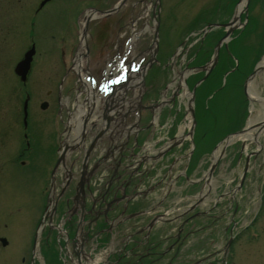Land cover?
Instances as JSON below:
<instances>
[{"label":"rangeland","instance_id":"obj_1","mask_svg":"<svg viewBox=\"0 0 264 264\" xmlns=\"http://www.w3.org/2000/svg\"><path fill=\"white\" fill-rule=\"evenodd\" d=\"M114 1L109 0L108 4H112ZM153 1L149 0L150 3ZM238 1L158 0L159 36L156 55L158 54L161 57V61L158 63L152 81L149 80V75L148 78L145 77V82L142 85H147L145 87L148 89L151 85H156L158 89L166 85L173 74L174 68L181 69L185 58V55L181 53L184 51L187 55L184 47L187 46L189 41L197 39L201 35V29L208 24V21H227ZM35 2L36 0H22L21 5L12 9V0H3L5 8L0 10V187H4L3 192H1L4 195L1 203L8 208L12 202H15L24 212V214H21L8 211L6 218L0 212V223L6 222L7 219H24L27 231L31 230L33 220L39 214L43 201L45 190L43 186L47 183L48 166L46 164L52 160L50 154L51 133L48 125L51 124L52 118L58 115L60 108L59 103L55 104L58 89H55L54 86H56L64 69L58 53L55 52V42L63 37L64 27L67 34L65 41L67 43L69 40L71 41L72 24L77 7L75 5H80L76 1L69 4L67 0H61L62 5L59 7L61 3L54 1L47 3L34 14ZM247 6L246 15L243 16L245 20L243 23L244 28L239 34V38L229 45V48L236 52L240 58L238 66L234 68L235 73L232 84L239 79V76L241 78L244 71L250 68L255 55L259 53L262 46L264 47V0H248ZM132 8L126 6L124 13H120L118 27H124L131 16L130 11H133ZM243 13H241L240 20H242ZM30 34H32L30 36L31 41L33 40L37 45L39 57L35 55L33 68L26 78L27 82L22 84L14 75L13 66L22 50L27 46ZM46 37H50L53 42ZM151 38V31H148L143 42L149 44ZM176 50L180 54L172 58L173 63H175L172 66L171 57ZM100 58H103V56ZM55 59L58 60V64H54ZM217 59V66L214 67L215 71H212L209 76H217L216 71L220 65L222 68H228V65L232 64V57L227 56L222 49L218 53ZM255 82L260 96L264 97V73L262 71L256 74ZM69 87L70 81L67 80L63 88L64 94L67 93ZM26 88L29 91L26 116L27 131L31 135L32 140L30 139V142L38 158L36 159L33 155L29 164L18 166L13 160L19 142L18 132L19 134L22 132V123H20L21 99L24 97L22 91ZM49 88L52 89L51 92L48 91ZM207 90L208 88L203 89L202 93ZM42 100L46 101L44 108L39 107ZM219 100L222 105V111H219V118H221L225 116L227 110L231 107L234 95L223 92ZM185 101L186 97L179 103L177 111L179 117L185 111ZM249 108L246 119L248 117H260L264 110L260 102H254L253 108ZM177 115L175 121H177ZM48 139L49 149L46 148ZM214 146L210 150L207 149L200 157L197 165L202 164L196 176H189L191 180L188 176L179 172L185 167L187 159L181 158L180 162H176L171 168L173 175L177 173L170 179L169 185H172V188H166L157 182L152 191L153 195L147 199V203L143 207H139L137 210L147 209L150 212L156 211L159 213L169 209V213L165 214L164 219L157 222L160 223V226L156 229V232H163L164 237L170 235L166 234L168 232L173 236L174 233L179 232V237L174 244L164 239L161 249L165 252L168 249L169 252L166 254L164 252L160 260L161 264H166L169 258L174 260V264H220V256L230 235V228L233 234L230 244L233 250L230 258L231 264H264V202L261 197L264 190V135L259 138V145L253 140H244L239 137L228 143L219 154L212 174L208 177L207 168L212 161ZM246 155L249 168L240 184ZM33 160H36L34 166L28 167ZM161 172H164V170ZM204 184H207L203 189L204 196L199 198L196 205L192 204L197 199L198 192ZM238 184L240 185L237 186ZM54 190L55 198H57V194L60 193L58 184ZM185 190H188L189 196H185ZM58 198L56 203L62 205L61 197ZM5 201L10 203L7 205ZM38 204L39 207L37 208ZM60 210L65 212L64 209L59 208ZM105 211L112 214V211ZM195 211H200L202 214L191 217V214ZM65 214L68 215V213ZM254 216H256L255 221L245 228ZM148 217H141V215L136 214L133 217L131 216L126 224L119 225L118 223V226L112 227L111 230H117H115V238L111 243L108 237L109 233L103 236V232L100 231L98 237L101 241L98 240L97 236L89 238L82 242L84 247L82 250H89L91 255L98 254V249L102 250L103 260L97 264L107 263L104 259H113L117 252L115 250L119 247L117 243L124 239V234L130 230L140 231L147 222ZM98 218L99 223H103L101 227L107 230L104 225L106 223L101 221V216H98ZM166 218L169 220H166ZM11 228L17 230L16 226L12 225ZM46 232H48V229L44 230L45 234ZM55 232L56 229L53 228L50 234L53 235ZM260 232L259 238L254 239L253 237L259 235ZM117 237L122 238L118 239ZM176 242L177 244L174 247ZM39 247L42 248L43 245ZM54 247L56 248V246ZM111 247L112 251L107 253ZM67 248L69 252L73 250L70 242L67 244ZM74 249L76 253L71 252V255L74 259L73 262L76 263L75 255L79 254L80 256V253L76 248ZM63 251L60 250V254L65 259L64 262L60 259L57 262L54 261L53 264H69L70 261L66 260L68 257L67 251L64 254ZM173 252H175V256L169 257V253L172 255ZM28 256L27 253L25 260ZM19 258V264H25V260L22 261V257ZM42 259L40 254L39 262L42 263Z\"/></svg>","mask_w":264,"mask_h":264},{"label":"bare ground","instance_id":"obj_2","mask_svg":"<svg viewBox=\"0 0 264 264\" xmlns=\"http://www.w3.org/2000/svg\"><path fill=\"white\" fill-rule=\"evenodd\" d=\"M245 3V0H240L235 9H234V19H236L238 17V15H240L242 9H243V5ZM78 62V64H75L76 69L78 71L81 70V59L78 58L76 63ZM257 70L255 72V74H253V76L251 78L248 79V81L246 82V93L247 96L250 100V108L252 109L254 106V102H260L263 105L264 108V97H261L257 87H256V74L260 73L261 71L264 73V53L262 54L257 66H256ZM75 69V67H74ZM182 77L183 74L181 75L178 84L180 85L182 82ZM174 83V82H173ZM186 95H189V93L187 92ZM75 105L78 107V111L76 112V118H77V123L79 122V120L82 118L83 116V109L81 107V105L78 103V101L75 103ZM249 108V109H250ZM107 110V109H106ZM264 135V110L263 113L261 114L260 117L257 118H252V117H248L247 121H246V125H245V130L243 132H241L240 134H232L229 135L228 137H226V139L219 143L216 148L213 151L212 156L214 158L217 157V155H219L223 148L225 147L226 144L230 143L231 141H233L236 137L242 138L244 140H253L257 143H259V138ZM65 157H68V153L65 154ZM205 187V184H204ZM85 188L87 190V194L89 195V197H92L94 194H98L99 197L108 192V190H104V186L103 183L101 181H93V179L85 182ZM69 188H66V191H68ZM140 190L137 189L136 193L139 192ZM135 194H127L125 193V196L123 197L124 199H129V198H134ZM82 202L84 203V200H82ZM95 212V211H94ZM83 234V231H82ZM81 238V237H79ZM82 249H84L83 246H81ZM82 255H84L81 260L79 262H82L81 264H96L97 261L102 260V254L103 251L98 249V254H94L91 255V252L89 250L84 251V250H80Z\"/></svg>","mask_w":264,"mask_h":264},{"label":"flooded vegetation","instance_id":"obj_3","mask_svg":"<svg viewBox=\"0 0 264 264\" xmlns=\"http://www.w3.org/2000/svg\"><path fill=\"white\" fill-rule=\"evenodd\" d=\"M17 225H19V223ZM8 234H10V231L8 232ZM15 234H16V240L15 241H9L8 240L5 245L0 244V264H12L13 254H14V250H15L14 247L22 246V245L26 244L24 241L23 233L16 232ZM31 242H33V241H31ZM5 247H9V248H6L3 250V248H5ZM148 252L149 251L146 250L144 255H146ZM149 253L153 254L154 252H149ZM138 263H139V261L136 262V264H138Z\"/></svg>","mask_w":264,"mask_h":264}]
</instances>
